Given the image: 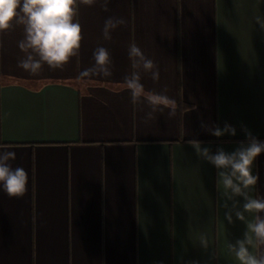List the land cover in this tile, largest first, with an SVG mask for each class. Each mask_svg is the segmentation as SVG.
I'll return each mask as SVG.
<instances>
[{
  "label": "crops",
  "instance_id": "1",
  "mask_svg": "<svg viewBox=\"0 0 264 264\" xmlns=\"http://www.w3.org/2000/svg\"><path fill=\"white\" fill-rule=\"evenodd\" d=\"M80 5L84 39L62 69L18 66L22 27L0 34V148L28 173V191H0V264H239L229 243L246 226L225 219L217 170L189 141L233 151L250 132L264 141V0H111ZM127 23L102 36L105 19ZM135 43L159 66L146 90L176 102L145 122L123 78ZM108 49V78L80 73ZM225 124L236 135L201 127ZM252 193L264 196V153ZM230 203V202H229ZM243 201L241 200V204ZM248 219H252L251 216ZM207 240V247L201 245ZM264 251V250H262Z\"/></svg>",
  "mask_w": 264,
  "mask_h": 264
},
{
  "label": "clouds",
  "instance_id": "2",
  "mask_svg": "<svg viewBox=\"0 0 264 264\" xmlns=\"http://www.w3.org/2000/svg\"><path fill=\"white\" fill-rule=\"evenodd\" d=\"M100 4L104 12H110L111 0H0V34L22 27L23 38L18 41V48L24 58L18 66L31 74H37L44 65L50 69H62L69 61L79 55L84 39L82 26L78 20L80 5ZM255 21L264 31V17L257 15ZM127 21L123 17L109 15L102 28L104 40H112V32ZM94 64L84 69L80 76L108 78L113 75V60L110 52L103 46L93 51ZM128 57L132 71L123 78L124 87L129 90L133 104H146L145 122L156 119V113L168 109V119L176 116V102L166 93L146 90L142 73L149 74L153 82L160 79L158 64L134 42L128 46ZM202 128L211 135L222 137L236 135L233 126L225 124ZM246 141H240L231 152L218 147L215 152L209 147H202L198 141H189L197 155L217 170V186L222 189L225 219L233 222L235 218L243 222L246 230L243 238L228 244V250L239 264H264V196L252 193L259 180L253 167L257 157L264 153V141L258 140L250 132ZM16 159L13 150L0 148V191L10 198H22L28 191V173L23 167H12L10 161ZM241 200L243 203L241 204ZM230 202V203H229ZM251 216L252 219H248ZM201 245L207 247V240L201 238ZM191 264H198L193 261Z\"/></svg>",
  "mask_w": 264,
  "mask_h": 264
}]
</instances>
